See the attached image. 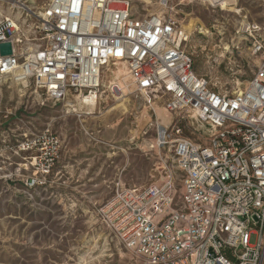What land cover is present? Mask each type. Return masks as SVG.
<instances>
[{"label":"built area","instance_id":"1","mask_svg":"<svg viewBox=\"0 0 264 264\" xmlns=\"http://www.w3.org/2000/svg\"><path fill=\"white\" fill-rule=\"evenodd\" d=\"M38 1H11L0 17V43L11 45L0 54L3 85L32 86L53 104L133 92L191 118L200 132L171 143L178 186L169 172L146 186L117 188L101 208L119 243L142 264H264L261 34L251 36L259 62L246 86L219 92L195 73L189 34L164 10L140 14L132 0ZM117 65L126 70L124 91L112 72ZM155 132L154 145L165 147L168 127L157 123Z\"/></svg>","mask_w":264,"mask_h":264},{"label":"rangeland","instance_id":"2","mask_svg":"<svg viewBox=\"0 0 264 264\" xmlns=\"http://www.w3.org/2000/svg\"><path fill=\"white\" fill-rule=\"evenodd\" d=\"M11 1L0 0L2 16ZM132 6L140 14L164 10L178 20L189 34L185 49L195 73L214 90L233 93L246 86L259 62L249 46L251 36L264 38V0H233L226 10L206 0H132ZM126 79L116 80L123 91ZM3 83L0 264H142L115 238L101 208L117 188L146 186L169 172L178 186L171 143L199 138L196 123L133 92L102 94L94 113L84 114L81 98L42 102L32 86ZM160 108L170 116V140L156 148ZM20 143L29 147L19 149Z\"/></svg>","mask_w":264,"mask_h":264},{"label":"bare ground","instance_id":"3","mask_svg":"<svg viewBox=\"0 0 264 264\" xmlns=\"http://www.w3.org/2000/svg\"><path fill=\"white\" fill-rule=\"evenodd\" d=\"M210 5H213V6H215V5H219L220 7H221V9H223V10H226V9H229V3L231 2V1H233V0H206ZM9 11H11V9H8ZM2 12H0V17L2 16V14H1ZM243 25V24H242ZM244 28H245V24H244V26H243ZM251 29V28H250ZM114 73V75H118V79H120V78H127V75H126V70L124 69V67L123 66H121V65H117L116 66V71L115 72H113ZM117 79V80H118ZM25 83V82H24ZM123 83H126V80L125 81H123ZM125 85V84H124ZM97 97V96H96ZM123 97V96H122ZM72 98H75V97H72ZM77 98V100L79 99V97H76ZM124 100H125V98H123ZM74 100V99H73ZM80 100V99H79ZM85 100H86V102H83L82 100H81V105H82V103L85 105V110L83 109V111H81L82 113H84V114H93L94 113V109H95V104H96V99H94V96H90V97H88V98H85ZM76 101V100H75ZM68 102H70V100L68 101ZM122 104L123 103H120V105L122 106ZM67 106L69 105V106H71V104H66ZM75 106H76V104H75ZM74 106V107H75ZM79 107V106H78ZM117 106H114L113 107V109H115ZM126 107V106H125ZM124 108V107H123ZM73 109V108H72ZM126 109V108H125ZM81 110H82V108H81ZM112 110V109H111ZM110 111V110H109ZM121 112H122V110H121ZM124 112V111H123ZM157 115H158V118L161 120V124L164 126V127H168V123H167V121H168V118L170 117V116H168L167 115V112L165 113V111L162 109V108H160V110H158L157 111Z\"/></svg>","mask_w":264,"mask_h":264},{"label":"water","instance_id":"4","mask_svg":"<svg viewBox=\"0 0 264 264\" xmlns=\"http://www.w3.org/2000/svg\"><path fill=\"white\" fill-rule=\"evenodd\" d=\"M11 53V45L10 43H0V54L7 55Z\"/></svg>","mask_w":264,"mask_h":264}]
</instances>
